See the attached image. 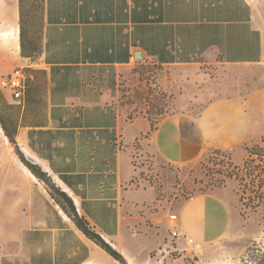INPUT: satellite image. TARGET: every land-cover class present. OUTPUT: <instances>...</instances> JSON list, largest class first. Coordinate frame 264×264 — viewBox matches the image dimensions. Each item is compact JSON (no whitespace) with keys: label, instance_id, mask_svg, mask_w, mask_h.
Wrapping results in <instances>:
<instances>
[{"label":"crops","instance_id":"1","mask_svg":"<svg viewBox=\"0 0 264 264\" xmlns=\"http://www.w3.org/2000/svg\"><path fill=\"white\" fill-rule=\"evenodd\" d=\"M255 13L250 0H43L39 50L24 58L19 1L0 0V79L24 73L20 98L0 87L16 113L15 141L127 264H224L216 255L236 248L239 257L264 241L263 206L244 218L228 184L177 200L164 185L171 169L181 178L212 150L240 166L248 148L264 149V88L192 99L180 83L196 85L206 67L263 63ZM143 65L160 68L158 88L174 109L153 132L147 111L125 104L121 90ZM136 152L158 166L162 200L139 177ZM11 168L0 174V264H121L44 182L21 162Z\"/></svg>","mask_w":264,"mask_h":264},{"label":"rangeland","instance_id":"2","mask_svg":"<svg viewBox=\"0 0 264 264\" xmlns=\"http://www.w3.org/2000/svg\"><path fill=\"white\" fill-rule=\"evenodd\" d=\"M42 1L23 0L22 3L24 43L26 49L35 50V52L39 50ZM250 2H252L256 12V25L264 34V0H250ZM160 71V68L143 65L136 70L139 76L134 81L128 84L124 81L121 84L125 104L132 106L137 103L134 111L142 108L150 112L151 118L155 120L161 119L160 116L165 112L170 113L174 110L171 97L168 98L158 88V79L162 74ZM203 73L206 75L205 77L199 76L194 79L196 85H194V81H190L192 78H187L188 82L184 79L180 82L182 83L181 89L190 93L192 99L193 97L201 98V96L210 99L211 96L215 98L219 94L240 98L250 90L264 88V62L258 65L206 67L203 68ZM181 74L185 75L187 72H181ZM9 76L2 78L7 79ZM4 90L13 94L9 88ZM196 106L199 107L198 104ZM0 117L5 118L6 121H15L16 113L12 109L10 111L8 107L0 106ZM138 147L137 145L136 149ZM247 150L251 154L240 166H235L230 158L227 160L221 154L209 152L200 163L185 168V173L181 175V178L178 171L171 169L172 176L167 173L166 178H164L165 192L177 200L180 197H188L194 190L209 192L228 184V190L237 191L242 209L241 214L244 218L248 212H257L262 206L261 212L264 214V149L248 148ZM133 157L136 166L140 168L139 177L149 181L157 195V200H162L164 197L162 184L155 175L159 172L158 166L149 158L140 156L138 152ZM11 162L18 165L20 160L15 148L8 143L0 127V174L11 173ZM152 194V191L148 190L145 199L149 201L153 196ZM262 240H264L263 237ZM263 242L249 246L240 253L239 257L235 253L236 248L233 249L234 251L230 250V257L227 259L224 255H216V252L213 254L216 255L218 261H223L224 264H264L259 262L264 255ZM249 248H252L253 251L248 252ZM214 249L223 251L218 245L209 248L210 251ZM177 256L175 253V257ZM188 260L193 263L198 261V258L190 256Z\"/></svg>","mask_w":264,"mask_h":264},{"label":"trees","instance_id":"3","mask_svg":"<svg viewBox=\"0 0 264 264\" xmlns=\"http://www.w3.org/2000/svg\"><path fill=\"white\" fill-rule=\"evenodd\" d=\"M19 1V13H20V44H21V56L24 58H32L34 57L38 52H35V50H28L25 46V31L23 26V10H22V3L23 0ZM33 49V48H32ZM0 106L2 107H8L7 102L3 96V94L0 92ZM151 113L147 112L148 121L150 123V132H153L157 128V124L159 123L160 119L155 120L151 118ZM16 122L14 120L6 121L5 118L0 117V127L3 132L4 137L7 139L8 143L13 146L16 150V154L18 156V159L20 162L28 169V171L39 181L44 182L50 190V195L55 200V202L70 216L77 227L92 241H94L97 245H99L101 248H103L110 256H112L115 260H117L121 264H127L126 261L118 254L116 251H114L110 246H108L98 235H96L94 232L91 231L88 224L81 218H79L75 212V208L73 206L72 201L62 192H60L59 189L55 188V186L52 184L50 178L42 172V170L32 163H30L21 150L19 151V147L15 141L16 136ZM210 152H214L216 154H221L224 158H227L229 160V154L226 152H221L217 150H212ZM209 153V152H208ZM251 153H249L250 155ZM253 251L252 248L248 249V252ZM264 255L262 256V258ZM260 259V263H264V260Z\"/></svg>","mask_w":264,"mask_h":264},{"label":"built area","instance_id":"4","mask_svg":"<svg viewBox=\"0 0 264 264\" xmlns=\"http://www.w3.org/2000/svg\"><path fill=\"white\" fill-rule=\"evenodd\" d=\"M23 80H24V73L20 70H15L12 73V76L7 77V79L3 78L0 82V87L2 89H11L13 91V95L15 98H20L21 91L23 89ZM169 220L175 221L176 216L170 215ZM171 236L173 238L179 237V234L176 231L171 232ZM187 244H191L190 240H187Z\"/></svg>","mask_w":264,"mask_h":264},{"label":"water","instance_id":"5","mask_svg":"<svg viewBox=\"0 0 264 264\" xmlns=\"http://www.w3.org/2000/svg\"><path fill=\"white\" fill-rule=\"evenodd\" d=\"M137 58V56H135Z\"/></svg>","mask_w":264,"mask_h":264}]
</instances>
